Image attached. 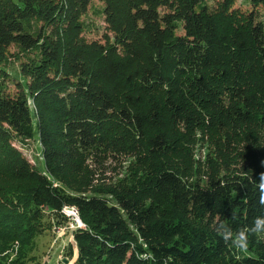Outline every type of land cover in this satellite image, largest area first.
Listing matches in <instances>:
<instances>
[{
    "label": "trees",
    "instance_id": "trees-1",
    "mask_svg": "<svg viewBox=\"0 0 264 264\" xmlns=\"http://www.w3.org/2000/svg\"><path fill=\"white\" fill-rule=\"evenodd\" d=\"M100 1L87 39L91 0H0V252L28 264L73 207L71 264H264L219 232L264 216V0Z\"/></svg>",
    "mask_w": 264,
    "mask_h": 264
},
{
    "label": "rangeland",
    "instance_id": "rangeland-1",
    "mask_svg": "<svg viewBox=\"0 0 264 264\" xmlns=\"http://www.w3.org/2000/svg\"><path fill=\"white\" fill-rule=\"evenodd\" d=\"M100 0H91L88 8V13L86 14L85 24L86 30L84 31V36L87 39H92L96 37H101L105 32V22L102 16L97 12L96 8L99 7ZM235 5L238 7L249 8L250 0H236ZM260 18L264 20V9L260 10ZM107 31V30H106ZM15 50V47H12ZM26 58V57H23ZM19 60H11L5 69L8 76L4 77V83L7 84V90L14 92L17 90L18 80L22 78L19 73ZM17 77V78H16ZM17 145H20L17 143ZM22 151L30 159L33 165L37 166L39 169H44V163L42 161V153L38 143V140L33 139L28 142L27 145H20ZM208 149V144L203 140H200L195 146L196 157H203ZM70 220L66 225L70 226L64 233H54L51 230H47L44 234L36 236L33 241V245L28 249L27 258H25L28 264H71L70 259L63 258V249L67 247L68 243H75L72 233V226L70 223L74 222V215H70ZM69 223V224H68ZM19 242L16 241L14 246L12 245L9 249L4 252H0V257L5 256L6 264L15 259L18 256ZM27 249V248H26ZM63 259L66 261H63ZM73 261V258H72ZM65 262V263H63Z\"/></svg>",
    "mask_w": 264,
    "mask_h": 264
},
{
    "label": "clouds",
    "instance_id": "clouds-1",
    "mask_svg": "<svg viewBox=\"0 0 264 264\" xmlns=\"http://www.w3.org/2000/svg\"><path fill=\"white\" fill-rule=\"evenodd\" d=\"M259 188L261 192L260 203L264 204V175L259 180ZM221 227H223V224H221ZM219 232L225 242L230 241L237 248H246L248 246L249 232L264 234V216H257L247 230L241 228L234 232L231 229H226Z\"/></svg>",
    "mask_w": 264,
    "mask_h": 264
},
{
    "label": "built area",
    "instance_id": "built-area-1",
    "mask_svg": "<svg viewBox=\"0 0 264 264\" xmlns=\"http://www.w3.org/2000/svg\"><path fill=\"white\" fill-rule=\"evenodd\" d=\"M63 211L67 214V215H74V219H77L78 220V213H77V211L73 208V207H64L63 208ZM81 225H82V223H80ZM79 224V225H80ZM70 225L72 226V227H74L75 225H74V223H70ZM70 226H68V225H64V226H58L57 228H56V233H64L68 228H69Z\"/></svg>",
    "mask_w": 264,
    "mask_h": 264
},
{
    "label": "water",
    "instance_id": "water-1",
    "mask_svg": "<svg viewBox=\"0 0 264 264\" xmlns=\"http://www.w3.org/2000/svg\"><path fill=\"white\" fill-rule=\"evenodd\" d=\"M64 261H66V259Z\"/></svg>",
    "mask_w": 264,
    "mask_h": 264
}]
</instances>
